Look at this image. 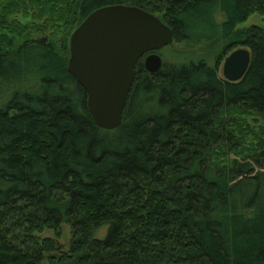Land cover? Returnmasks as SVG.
I'll return each instance as SVG.
<instances>
[{
    "label": "trees",
    "instance_id": "obj_1",
    "mask_svg": "<svg viewBox=\"0 0 264 264\" xmlns=\"http://www.w3.org/2000/svg\"><path fill=\"white\" fill-rule=\"evenodd\" d=\"M112 5L207 43L214 64L150 74L140 58L104 131L67 63L73 31ZM254 14L264 0H0V264H264V28H236ZM238 48L250 63L227 82Z\"/></svg>",
    "mask_w": 264,
    "mask_h": 264
},
{
    "label": "water",
    "instance_id": "obj_2",
    "mask_svg": "<svg viewBox=\"0 0 264 264\" xmlns=\"http://www.w3.org/2000/svg\"><path fill=\"white\" fill-rule=\"evenodd\" d=\"M173 44L170 27L140 8L112 5L90 13L69 40L67 71L86 93V107L95 126L104 131L120 127L140 58L145 70L157 73L163 63L156 53ZM245 48L229 53L222 78L240 81L249 66Z\"/></svg>",
    "mask_w": 264,
    "mask_h": 264
},
{
    "label": "rangeland",
    "instance_id": "obj_3",
    "mask_svg": "<svg viewBox=\"0 0 264 264\" xmlns=\"http://www.w3.org/2000/svg\"><path fill=\"white\" fill-rule=\"evenodd\" d=\"M12 18L20 19V16L15 15ZM218 21H221L222 19L218 15L217 17ZM252 26H257L264 28V14L259 15V14H254L251 15L245 22L240 23L236 28L237 29H246ZM205 45L207 43H202L200 45H192L189 46L188 44H180V43H175L173 42L172 45L164 47L158 52V55L162 59V63H172V64H187L190 62H197L198 59L200 58H207L208 63L210 65H213V55L210 57H206L207 51L205 50ZM222 63L218 66V75L222 77ZM246 123H248L254 130L255 133L259 131L260 127V120L257 119L253 115H244L242 117ZM248 141L251 143L253 142L251 140V136L248 137ZM60 233L61 236L58 239V243L60 244L61 247L67 248L70 238H71V232L70 228L63 224L60 227ZM101 232L97 234L98 237H100ZM42 238H55L54 234L52 232H44L41 234Z\"/></svg>",
    "mask_w": 264,
    "mask_h": 264
}]
</instances>
